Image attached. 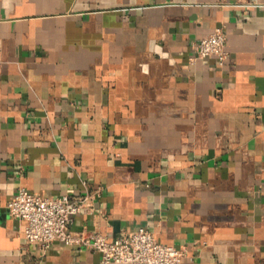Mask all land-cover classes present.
<instances>
[{"label": "crops", "instance_id": "1", "mask_svg": "<svg viewBox=\"0 0 264 264\" xmlns=\"http://www.w3.org/2000/svg\"><path fill=\"white\" fill-rule=\"evenodd\" d=\"M217 25L224 62L194 57ZM19 186L89 193L72 229L145 226L181 264H264V0H0V264H98L27 242Z\"/></svg>", "mask_w": 264, "mask_h": 264}, {"label": "built area", "instance_id": "2", "mask_svg": "<svg viewBox=\"0 0 264 264\" xmlns=\"http://www.w3.org/2000/svg\"><path fill=\"white\" fill-rule=\"evenodd\" d=\"M226 32L217 25L211 32L193 42L194 57L214 55L223 63L228 55ZM72 188L61 195H42L19 186L7 201L10 215L25 220L23 236L47 248L57 238L68 244L92 248L100 253L98 264H181L183 247L158 241L145 226L124 231L108 238L95 229H72L70 224L82 207L91 204L89 193L73 194Z\"/></svg>", "mask_w": 264, "mask_h": 264}]
</instances>
